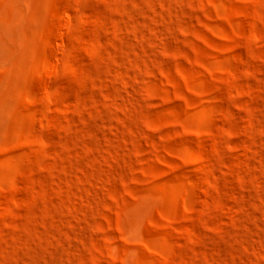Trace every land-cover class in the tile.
Segmentation results:
<instances>
[{"label":"rangeland","instance_id":"374dc122","mask_svg":"<svg viewBox=\"0 0 264 264\" xmlns=\"http://www.w3.org/2000/svg\"><path fill=\"white\" fill-rule=\"evenodd\" d=\"M0 264H264V0H0Z\"/></svg>","mask_w":264,"mask_h":264}]
</instances>
